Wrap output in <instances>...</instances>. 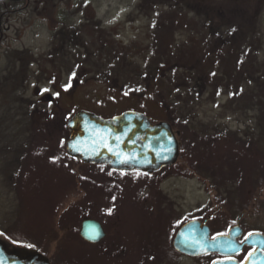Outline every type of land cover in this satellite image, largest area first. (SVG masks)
I'll list each match as a JSON object with an SVG mask.
<instances>
[{
    "label": "rangeland",
    "instance_id": "obj_1",
    "mask_svg": "<svg viewBox=\"0 0 264 264\" xmlns=\"http://www.w3.org/2000/svg\"><path fill=\"white\" fill-rule=\"evenodd\" d=\"M27 2L4 18L0 32V239L9 249L42 253L6 234L20 221L31 234L47 226L42 254L55 263L69 253L77 264H160L162 256L150 248L163 227L156 202L164 200L183 219L210 202L236 209L246 202L244 209L228 208L231 221L245 211L246 231L264 234V0ZM204 5L216 13L214 25L219 17L233 18L239 31L227 29L221 37L202 22ZM188 67L193 71L185 72ZM80 109L103 118L134 110L153 122L168 121L178 132L180 155L197 174L178 176L171 168L162 176H177L160 183L159 176L153 182L74 162L76 181H54L53 174L57 180L64 174L67 129L64 139L39 141L46 147L42 156L31 151L35 130L51 122L66 126ZM135 203H145L156 217L147 212L144 219L140 204L130 208ZM109 205L120 206L121 213H112L122 227L119 247L128 252L107 261L67 232L69 224L78 229L84 216Z\"/></svg>",
    "mask_w": 264,
    "mask_h": 264
},
{
    "label": "water",
    "instance_id": "obj_2",
    "mask_svg": "<svg viewBox=\"0 0 264 264\" xmlns=\"http://www.w3.org/2000/svg\"><path fill=\"white\" fill-rule=\"evenodd\" d=\"M67 139L65 153L83 164L107 165L119 172L154 173L174 165L180 156L178 132L168 121H151L145 114L127 110L110 118L80 109L66 121ZM204 222L191 220L183 224L175 234L173 247L182 254L200 256L207 253L233 256L244 246L255 247L251 257L243 263L235 259L215 261L212 264H264V234L253 232L242 242L239 222L226 235L210 238ZM79 235L90 243L104 237L99 222L85 219ZM0 264H51L38 251L9 249L0 239Z\"/></svg>",
    "mask_w": 264,
    "mask_h": 264
},
{
    "label": "flooded vegetation",
    "instance_id": "obj_3",
    "mask_svg": "<svg viewBox=\"0 0 264 264\" xmlns=\"http://www.w3.org/2000/svg\"><path fill=\"white\" fill-rule=\"evenodd\" d=\"M6 1L9 2L11 0H6ZM5 12H7V14H5ZM5 12H0V32H1V29L3 28L2 24L5 21L4 18L17 11H5ZM172 166L173 165L162 168L159 171H156L154 173H149V174L142 173V174H145V175L156 174L157 176H159V179L157 181L161 183L162 181H165L166 179L170 177H174L177 175L180 176V174L177 173V175L169 174V176L163 177L164 174L169 170L166 168H170ZM157 172H160V174ZM120 173L129 175L130 173H141V172L133 171V172H120ZM162 177H163V180L161 181L160 179ZM159 186H156V190H158ZM136 204L141 205L139 207L141 208L142 213L140 212L139 213L142 215L144 219H147L146 215L144 217L143 214H147L148 207H146L145 203H135V206ZM156 204H157V209L159 211L158 217H160L161 219L163 218L160 224V225H163V227L160 226L159 230L156 233V234H159L160 236V238H157L159 241L158 255L162 256L160 259V264H178L179 260L182 258H186L190 260H200V261L202 259H209L208 260L209 264H212L215 261H221V260L232 258V259H235L239 263H243L245 259L247 258L248 253L256 250L255 247L244 246L240 253L235 254L233 256L220 255L218 253H207V254H203L200 256H190V255L182 254L178 252L177 250H175V248L173 247V239L178 229L186 222L191 221V220H199L200 222H204L206 220L205 224L209 228L210 238H214L220 235H226L229 229L235 226L239 222V225L241 226L243 232H242V235L238 238V241L242 242L250 233L255 232V231H246L245 227L241 224V221L245 216L249 217L248 213L246 214L245 211H241L239 215L237 216V218L232 222L230 215L227 213L228 208L235 211V210H239L241 208L240 206H238L237 207L238 209H236V207L234 208L227 207L226 205H223L219 202H210L209 205H207L204 208V211L201 214L196 215L193 218L183 219L182 212H180L178 207L174 206L172 202L164 200V201H157ZM135 206L132 204L130 208L131 209L137 208V206L136 207ZM119 207L120 206H117V205H114V206L109 205L108 207H100L99 209H97L94 216L92 217L84 216L81 220L82 222L85 219H93L100 223L101 228L104 232V237L102 239H100L96 243H90V242L85 241L81 237L80 238L82 239V242L84 243L86 248L94 250V253L99 255L100 257L104 256L105 258H107L106 259L107 261L112 258L118 257V256H123L125 255V253L127 254L128 252L127 249L121 248L122 245L119 247V244H120L119 239L121 236L122 227L118 229L119 224L117 223L116 215L114 218L113 217L114 214L112 213V212L121 213L118 209ZM128 208H129V205H128ZM162 213H165V214H162ZM148 215L149 216L147 217H150V218L156 217L154 211L153 212L149 211ZM103 217H107V219H104ZM81 222H80V226H81ZM79 230H80V227H79ZM127 232L129 233V231ZM153 232H156V231L153 229Z\"/></svg>",
    "mask_w": 264,
    "mask_h": 264
},
{
    "label": "trees",
    "instance_id": "obj_4",
    "mask_svg": "<svg viewBox=\"0 0 264 264\" xmlns=\"http://www.w3.org/2000/svg\"><path fill=\"white\" fill-rule=\"evenodd\" d=\"M27 4H28L27 0H11L9 2L6 1V0L5 1L4 0H0V12L18 11L19 9L24 8ZM206 9H208V10H206ZM202 10H204V14L203 13L202 14L205 15V18L202 20V22L214 25V23H215L214 19L216 18V13L213 12L214 9H212V7H210V6L209 7L208 6L205 7V5H204L202 7ZM5 14H7V12H5ZM219 19L220 20H219L218 24L216 23V25H214V27H215V32L217 34H219L221 37H225L224 34L226 32L224 33V31L227 30V29H228V31H227L226 34H230V33L232 34V33H236L237 32V29H238V26L236 28L237 22H235L233 20V18H231L232 20L231 19H227L226 21L225 20L222 21L221 17H219ZM239 24H240V22H239ZM238 31H239V29H238ZM184 71L185 72H191L193 70H192L191 67H188V68L184 69ZM65 134H66V126H65V122L64 121L63 122L61 121V122H58V123L51 122V123H47V124L38 126L36 128L35 134H34V136L37 139V145L32 146V148H31L33 156H34V154L36 156H42L46 152V147H45V149H42V147L44 145L42 143H39V141H42L43 138L44 139H50L53 135H56L57 137L60 136L58 138L64 139V135ZM74 162H77L81 166L87 165V164L81 163L80 161H77V160H74V159H70L69 157L66 156V154H64V151H62L61 152V165H63L64 174L59 176L58 180H57L56 176L53 174L52 176H54L53 177L54 181L55 180L56 181H60L63 178H65V180L69 181V182L76 181V179L78 177L77 172L71 167V163H74ZM100 166L108 168L106 165H100ZM171 168L172 169H176L178 173H194L195 175L197 174L196 173L197 172L196 169L192 165H190V163L186 159H184L183 155H180L179 161L175 165H173V167L166 168V169H171ZM157 173L160 174V172H157ZM137 174H140V175H143V176L152 177L153 178V182L156 180V177H157L156 174H152V175H145V174H142V173H137ZM204 181H205V179H204ZM35 182L39 185V182L37 180ZM48 184H50V182ZM262 185L263 184H261L259 186L261 187ZM260 190L261 189H258V191H260ZM151 192L154 193V194H155V192L157 193V191H155V190H152ZM255 192H257V191H255ZM40 193H41L40 191L36 192V191H33V190L31 192V194L33 196H37ZM72 205H74V204H72ZM72 205H71V207H73ZM240 207L243 208V209H244V207L246 208V202L245 203L242 202ZM76 211H78V210H76ZM76 211L74 212L73 215H72V212H71V214H69L70 218H69L68 221H70L72 219V217H74ZM65 214H66V212H65ZM20 223H21L20 221H17L16 224H17L18 227H13V229L7 231L6 234L10 233L9 236L14 241H18L19 243L32 246L33 248H36L37 250H40L42 253L46 254V248L44 246H42L41 243H42V241L44 239H46L48 237V234L50 233V231L47 230V226H45V225H44L45 227L39 226L38 225L39 222L36 221V225H38L39 227H43V228H41V232L40 233H38V234H33L32 233L31 234V232H27L25 230L26 229L25 227L20 226ZM30 223H35V221L34 222L32 221ZM71 225L72 224H69V228L71 230H69L67 232L68 235H69V239L71 240V239L77 238V239H79L82 242V239L79 236V231H78L79 228L77 229L75 226L71 227ZM60 226H61V229L64 228L62 225H60ZM15 235H18L19 237L15 238L14 237ZM55 240H57L56 249L57 248L61 249L62 248V242L60 241L59 236L55 237ZM158 243H159V241L157 240L155 242V237H154V239L152 240L153 247L150 248L153 251V252H150L151 254L158 255V245H159ZM65 244H66V242H65ZM72 257L73 256L70 255L69 253H65L61 257L63 262L61 261L59 263H55V259L52 258V257H50V262H51V264H77V261H75Z\"/></svg>",
    "mask_w": 264,
    "mask_h": 264
},
{
    "label": "snow or ice",
    "instance_id": "obj_5",
    "mask_svg": "<svg viewBox=\"0 0 264 264\" xmlns=\"http://www.w3.org/2000/svg\"><path fill=\"white\" fill-rule=\"evenodd\" d=\"M249 235H252V234L250 233ZM246 239H247V238H246ZM252 255H253L252 252H249V253H248V256H249V257H251Z\"/></svg>",
    "mask_w": 264,
    "mask_h": 264
}]
</instances>
